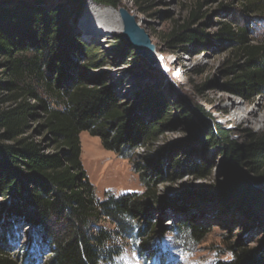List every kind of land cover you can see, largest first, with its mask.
Returning <instances> with one entry per match:
<instances>
[{
	"label": "trees",
	"instance_id": "obj_1",
	"mask_svg": "<svg viewBox=\"0 0 264 264\" xmlns=\"http://www.w3.org/2000/svg\"><path fill=\"white\" fill-rule=\"evenodd\" d=\"M85 1L122 6V0H63L49 6L38 0H0V213L22 222L29 233H38L50 250L46 264H100L108 256L105 244L111 237L103 228H90V220L103 216L121 233L129 232L133 222L148 219L164 203L156 191L163 176L176 180L182 172L174 168H183L177 158L163 167L164 156L158 152L137 163L145 185L142 193L95 197L81 163L80 133L98 136L105 149L130 157L135 148L155 141L171 126V107L155 87L135 92V102L129 105L106 84L88 82V71L105 66L106 58L96 47L85 45L70 23ZM132 1L139 5L141 0ZM240 3L245 14L264 16V0ZM201 5L166 35L168 49L187 53L196 47H225L229 54L222 89L253 103L264 96V37L256 39L237 21L219 22L211 33L204 26L192 28ZM118 39L116 55L137 62L130 43ZM176 106L200 143L232 158L230 180L224 186L229 202L260 220L253 206L264 205V192L256 186L264 183V132L248 131L242 143L233 128L216 124L211 112L204 114L205 125L190 108ZM144 112H150L148 117ZM190 172L197 178L208 175L201 165ZM149 223L138 230L144 240L152 232ZM181 225L197 241L208 232L192 218ZM230 248L232 258L214 264H264V239L254 247L236 243ZM0 264L26 263L13 259L0 245Z\"/></svg>",
	"mask_w": 264,
	"mask_h": 264
},
{
	"label": "rangeland",
	"instance_id": "obj_2",
	"mask_svg": "<svg viewBox=\"0 0 264 264\" xmlns=\"http://www.w3.org/2000/svg\"><path fill=\"white\" fill-rule=\"evenodd\" d=\"M38 1L49 6L63 0ZM199 4H202L200 18L192 28L204 26V31L211 33L219 22L237 21L245 23L256 39L264 37V16L245 14L240 0H141L139 5L122 0L120 7L135 15L136 21L149 33L156 52L175 61L178 73L171 75L135 50L137 62L117 56L115 41L122 37L121 22L90 13L91 1H85L78 17L71 16L70 23L78 38L85 45L99 49L106 58L105 66L88 71L86 79L90 84H106L122 103L129 105L135 102V92L155 87L171 107V126L155 141L135 148L130 157L105 149L98 136L87 131L80 133L81 163L95 197L103 200L110 195L142 193L145 185L137 163H144L146 157H157L158 152L164 156L163 167H168L176 158L183 164V168H174L182 172L179 178L169 180L163 176L164 180L156 185L157 195L164 203L156 206L148 219L133 222L129 232L121 233L116 223L103 216L90 220V228H103L111 237L105 244L108 256L100 264H214L232 258V244L250 248L264 239V205L253 206L260 219L254 221L251 215L229 202L224 186L230 180L232 158L223 150L200 143L198 134L183 122V112L176 106L190 108L205 125L208 120L204 114L211 112L215 123L233 128L234 137L242 143L247 142L248 131L264 132V96L246 103L222 89L228 49L196 47L187 53L168 49L166 35L185 23ZM108 22H112L111 26H105ZM105 29L111 33L104 34ZM149 113L144 112L145 117ZM194 165L204 166L208 175L204 178L192 175ZM256 186L264 192V183ZM186 218L207 228V234L198 241L192 238L182 229L181 222ZM146 223L152 232L144 240L138 236V230ZM28 231L22 222H13L0 213V245L7 254L18 262L46 264L50 250L38 233Z\"/></svg>",
	"mask_w": 264,
	"mask_h": 264
},
{
	"label": "water",
	"instance_id": "obj_3",
	"mask_svg": "<svg viewBox=\"0 0 264 264\" xmlns=\"http://www.w3.org/2000/svg\"><path fill=\"white\" fill-rule=\"evenodd\" d=\"M118 14L122 23V38L130 43L138 55H143L149 59L153 65L164 70H173L167 58L156 52L155 46L151 43L149 33L136 21L135 15L126 8L119 7Z\"/></svg>",
	"mask_w": 264,
	"mask_h": 264
},
{
	"label": "bare ground",
	"instance_id": "obj_4",
	"mask_svg": "<svg viewBox=\"0 0 264 264\" xmlns=\"http://www.w3.org/2000/svg\"><path fill=\"white\" fill-rule=\"evenodd\" d=\"M93 4V3H92ZM90 13H97V15L99 14L100 16H108V17H112V19H114L116 22L120 23L121 20H120V17H119V14H118V11H115L111 8H107V7H99L97 5H90L89 6V10H88ZM88 12V13H89ZM105 18V17H104ZM110 24H112V22H108L105 26H111ZM122 25V23H121ZM97 28H101V27H97ZM104 28H107V27H104ZM110 28V27H109ZM102 29V28H101ZM122 29V27H121ZM106 31V29H105ZM156 66V65H154ZM158 67L160 70H162L159 66H156ZM163 71V70H162ZM241 112V111H240ZM238 114V113H237ZM235 114V115H237Z\"/></svg>",
	"mask_w": 264,
	"mask_h": 264
}]
</instances>
